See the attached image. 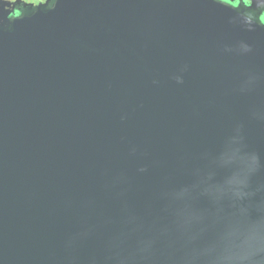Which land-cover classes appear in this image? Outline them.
I'll return each instance as SVG.
<instances>
[{"label": "water", "instance_id": "1", "mask_svg": "<svg viewBox=\"0 0 264 264\" xmlns=\"http://www.w3.org/2000/svg\"><path fill=\"white\" fill-rule=\"evenodd\" d=\"M263 15L0 0V264H264Z\"/></svg>", "mask_w": 264, "mask_h": 264}, {"label": "flooded vegetation", "instance_id": "2", "mask_svg": "<svg viewBox=\"0 0 264 264\" xmlns=\"http://www.w3.org/2000/svg\"><path fill=\"white\" fill-rule=\"evenodd\" d=\"M249 3L254 2L256 8H264V0H247ZM1 3L6 7L8 14L19 16L23 11L30 8L44 7L50 3V0H1ZM264 19V15H263Z\"/></svg>", "mask_w": 264, "mask_h": 264}]
</instances>
